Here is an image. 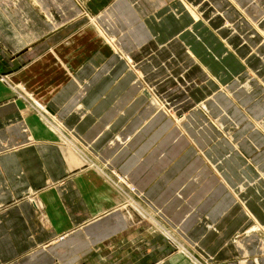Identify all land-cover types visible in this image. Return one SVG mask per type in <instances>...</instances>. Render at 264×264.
<instances>
[{
  "label": "crops",
  "instance_id": "1",
  "mask_svg": "<svg viewBox=\"0 0 264 264\" xmlns=\"http://www.w3.org/2000/svg\"><path fill=\"white\" fill-rule=\"evenodd\" d=\"M89 260L264 264V0H0V264Z\"/></svg>",
  "mask_w": 264,
  "mask_h": 264
},
{
  "label": "rangeland",
  "instance_id": "2",
  "mask_svg": "<svg viewBox=\"0 0 264 264\" xmlns=\"http://www.w3.org/2000/svg\"><path fill=\"white\" fill-rule=\"evenodd\" d=\"M151 90V97H155V98H157V99H159L156 95H155V93L152 91V88L150 89ZM15 94H17V96L18 97H20V96H24V97H22V99L23 100H25V101H27V99H28V103L30 104V106H32V108L36 111V110H40L39 109V107L37 106V104H36V101H35V98L30 94V93H28V91H27V89H26V87L25 86H20V88H19V91L17 90V92L15 93ZM27 98V99H26ZM170 98V97H169ZM169 98L167 97V99H165L166 101H168V104L169 105H171L170 107H167L166 106V108L164 107V111L167 113V114H169V115H175L177 112L179 113V105L176 103V101L175 100H169ZM167 104V103H166ZM168 105V106H169ZM201 106H203V105H201ZM180 118L179 119H182L183 118V116L182 115H180L179 116ZM45 119H47L46 117H44ZM47 121H48V123H49V125L52 127V128H54V130L55 131H58L59 132V130H58V128L59 127H56L55 126V124H54V122H51L50 120H48L47 119ZM54 137L53 138H55V139H59V137H57L56 136V134L55 135H53ZM72 151V150H71ZM73 152H75V153H77L80 157H82L83 158V156H82V152H81V150H79L78 148H74L73 149ZM72 156V155H71ZM73 158V157H72ZM83 162V161H82ZM93 171H95L94 169H93ZM100 173H102L103 174V176H104V178H105V180L104 179H102V177H101V179L102 180H100V182L99 183H97V186L95 185V184H92V187L94 188V189H91V191L92 192H94V193H97V192H99L100 194H101V192L100 191H102V193L103 194H106V196H108L109 198H110V200L112 201L111 202V205H110V207H112V206H114V208H118V209H123V208H127V207H131V208H133V209H136V207H135V204H136V202L134 201L133 202V200L131 199L130 200V196H129V194L126 192V190H124L122 187H121V185L125 188L126 187V184L124 183V181H123V178L122 177H119V176H117L116 174H115V176L117 177V180H118V182L116 181V179L114 180V176L111 174V173H107V172H103V171H101ZM126 181V180H125ZM127 188V187H126ZM130 192H132V191H130ZM110 195V196H109ZM92 198H94V202L96 201V200H98L99 199V196H96V197H92ZM36 203V202H35ZM112 203H113V205H112ZM37 204V203H36ZM113 210V209H112ZM140 214H142L143 216H145V214H143L142 212L140 213ZM141 215V216H142ZM63 236H60V237H58L57 239H56V241H58L60 238H62ZM89 257H92V256H89ZM88 257V259H90ZM202 262V261H201ZM91 263H94V262H92V260H89V261H85V263L84 264H91ZM111 263V262H110ZM117 262H115V264H116ZM127 262H123V261H119L118 262V264H126ZM197 263H200V262H197ZM196 263V264H197ZM203 264V263H202Z\"/></svg>",
  "mask_w": 264,
  "mask_h": 264
},
{
  "label": "bare ground",
  "instance_id": "3",
  "mask_svg": "<svg viewBox=\"0 0 264 264\" xmlns=\"http://www.w3.org/2000/svg\"><path fill=\"white\" fill-rule=\"evenodd\" d=\"M203 107H205V106H203ZM123 181H124V183L126 184V181H125V179L123 178ZM63 239V237L62 238H60V240H62Z\"/></svg>",
  "mask_w": 264,
  "mask_h": 264
}]
</instances>
